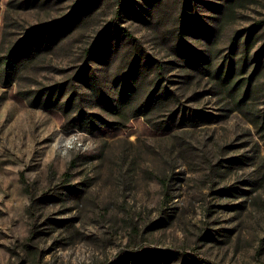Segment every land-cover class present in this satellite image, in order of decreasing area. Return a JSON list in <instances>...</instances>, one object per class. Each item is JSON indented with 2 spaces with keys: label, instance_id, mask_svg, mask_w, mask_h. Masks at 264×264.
<instances>
[{
  "label": "rangeland",
  "instance_id": "obj_1",
  "mask_svg": "<svg viewBox=\"0 0 264 264\" xmlns=\"http://www.w3.org/2000/svg\"><path fill=\"white\" fill-rule=\"evenodd\" d=\"M0 264H264V0H0Z\"/></svg>",
  "mask_w": 264,
  "mask_h": 264
},
{
  "label": "trees",
  "instance_id": "obj_2",
  "mask_svg": "<svg viewBox=\"0 0 264 264\" xmlns=\"http://www.w3.org/2000/svg\"><path fill=\"white\" fill-rule=\"evenodd\" d=\"M83 1H92V0H80V2H83ZM118 28L122 32H124L125 36H127L130 40H132L134 42H139L138 40H136V37L133 35V33H131L130 31H128L125 28H121L120 26H118ZM12 56H13V54H12ZM4 64L6 66V72L8 73L9 72V68L11 66V56H9L8 58H5ZM140 115H143V114L142 113L136 114V116H140Z\"/></svg>",
  "mask_w": 264,
  "mask_h": 264
}]
</instances>
